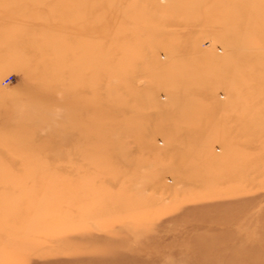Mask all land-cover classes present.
<instances>
[{"label":"rangeland","instance_id":"1","mask_svg":"<svg viewBox=\"0 0 264 264\" xmlns=\"http://www.w3.org/2000/svg\"><path fill=\"white\" fill-rule=\"evenodd\" d=\"M0 264H264V0H0Z\"/></svg>","mask_w":264,"mask_h":264},{"label":"built area","instance_id":"2","mask_svg":"<svg viewBox=\"0 0 264 264\" xmlns=\"http://www.w3.org/2000/svg\"><path fill=\"white\" fill-rule=\"evenodd\" d=\"M5 84H7L8 83V80H5V82H4Z\"/></svg>","mask_w":264,"mask_h":264}]
</instances>
